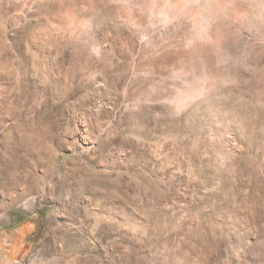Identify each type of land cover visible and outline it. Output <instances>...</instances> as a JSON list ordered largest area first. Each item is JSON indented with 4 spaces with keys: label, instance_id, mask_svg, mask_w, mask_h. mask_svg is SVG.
<instances>
[{
    "label": "rangeland",
    "instance_id": "rangeland-1",
    "mask_svg": "<svg viewBox=\"0 0 264 264\" xmlns=\"http://www.w3.org/2000/svg\"><path fill=\"white\" fill-rule=\"evenodd\" d=\"M0 264H264V0H0Z\"/></svg>",
    "mask_w": 264,
    "mask_h": 264
}]
</instances>
